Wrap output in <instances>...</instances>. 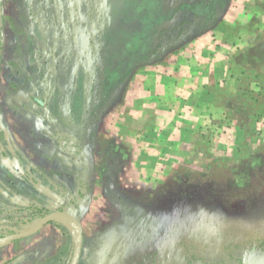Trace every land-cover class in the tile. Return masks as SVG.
<instances>
[{
	"label": "rangeland",
	"instance_id": "rangeland-1",
	"mask_svg": "<svg viewBox=\"0 0 264 264\" xmlns=\"http://www.w3.org/2000/svg\"><path fill=\"white\" fill-rule=\"evenodd\" d=\"M201 51L227 66L204 76L223 94L202 107L201 154L163 159L137 188L118 162L103 173L96 147L113 137L97 120L143 72L192 78ZM245 71L264 80V0H0V233L70 210L77 264H264V116L238 96ZM74 233L52 219L1 246L0 264H68Z\"/></svg>",
	"mask_w": 264,
	"mask_h": 264
},
{
	"label": "crops",
	"instance_id": "crops-1",
	"mask_svg": "<svg viewBox=\"0 0 264 264\" xmlns=\"http://www.w3.org/2000/svg\"><path fill=\"white\" fill-rule=\"evenodd\" d=\"M209 56L205 53L194 56L196 61H191L192 78H180L179 70L175 71L176 75L173 70L171 73L162 71L153 78L151 76L155 73L143 72L138 76L148 77L144 81L136 79V84L125 90L123 100L115 105L114 110L97 120L96 132L113 137L108 144L105 142L102 147H96L98 166L103 173L111 172L109 163L118 162V180L125 186L137 188L141 177L147 180L162 173L163 159L168 163L169 160L185 159L188 155L185 148L190 152L194 144H199L201 135L196 130H200L202 107L207 104L211 110L216 99V94L205 86L204 76L211 68L216 80L227 70L221 61L223 58ZM171 77L175 79L172 84ZM185 78L192 82H186ZM11 117L18 121L25 119V116L14 113ZM25 128L22 126L23 134L26 133ZM192 152L195 156L201 154L194 147Z\"/></svg>",
	"mask_w": 264,
	"mask_h": 264
},
{
	"label": "water",
	"instance_id": "water-1",
	"mask_svg": "<svg viewBox=\"0 0 264 264\" xmlns=\"http://www.w3.org/2000/svg\"><path fill=\"white\" fill-rule=\"evenodd\" d=\"M61 217H65L68 220H71L74 224L75 233H74V239H73V250H72L71 258L68 264H77L80 251H81L82 228H81V223H80V219L78 215H76L74 212L70 210H54V211L44 214L39 219L31 223L27 228L20 230L18 232H15V233L5 235L3 238H0V247L14 240L29 236L37 232L43 225H45L52 219L61 218Z\"/></svg>",
	"mask_w": 264,
	"mask_h": 264
},
{
	"label": "trees",
	"instance_id": "trees-1",
	"mask_svg": "<svg viewBox=\"0 0 264 264\" xmlns=\"http://www.w3.org/2000/svg\"><path fill=\"white\" fill-rule=\"evenodd\" d=\"M249 70H252L251 68H249ZM249 72V71H248ZM245 76L239 81V90H241L240 92H238V96H243L244 97V100L245 102L246 101V96H247V99H249L250 101L254 102L256 104V109L255 110H251L249 112L250 116L251 117H254V119H258L260 118L261 116H264V80L262 81H255V79H252V77L254 78V76L252 77H249L251 73H247L246 74V71L244 72ZM258 76H261L259 73H256V77ZM251 83V82H254L256 83V85H258L259 87V91L256 92V96H252V92L250 90H248V88H245L246 85L248 83ZM245 83V85H244ZM258 83V84H257ZM244 85V87H243ZM223 94V91L221 90H217L216 91V96H221ZM250 94V95H249ZM57 136V135H56ZM58 137V136H57ZM54 187L58 188L60 190V192L63 194V195H66L69 197L70 201L72 203H75L76 202V195L74 193H72L70 190L66 189V188H61L57 185V183L53 182L51 183ZM78 194H82V192H79ZM4 237V234L0 233V238H3Z\"/></svg>",
	"mask_w": 264,
	"mask_h": 264
},
{
	"label": "bare ground",
	"instance_id": "bare-ground-1",
	"mask_svg": "<svg viewBox=\"0 0 264 264\" xmlns=\"http://www.w3.org/2000/svg\"><path fill=\"white\" fill-rule=\"evenodd\" d=\"M62 219H67V218H65V217H61Z\"/></svg>",
	"mask_w": 264,
	"mask_h": 264
}]
</instances>
